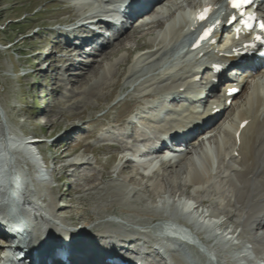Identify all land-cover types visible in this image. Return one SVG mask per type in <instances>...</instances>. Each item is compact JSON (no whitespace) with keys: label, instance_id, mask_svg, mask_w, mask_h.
Segmentation results:
<instances>
[{"label":"rangeland","instance_id":"1","mask_svg":"<svg viewBox=\"0 0 264 264\" xmlns=\"http://www.w3.org/2000/svg\"><path fill=\"white\" fill-rule=\"evenodd\" d=\"M202 1L176 0L171 14L142 20L158 19L163 25L143 29L148 24L139 23L97 55L71 56L67 49L74 50L73 54L77 49L67 43L81 33L77 28L83 18L100 12L92 0H0V128L7 132V136L0 133V151L20 143L13 154L14 165L28 170L34 178L35 173H43L45 179L36 177L33 182L36 199L45 201L49 211L55 205L62 209L57 213L64 226L83 228L87 233L77 237L83 245H95L91 237L100 242L96 231L102 228L119 230L135 239L139 230L148 231L152 224L166 222L180 231L198 232L206 245L204 235L210 236L214 246L221 245L217 261L233 264L235 244L246 237L252 242L264 239L255 231L247 234L230 218L229 192L222 196L220 189H198L188 182L186 169L174 165H161L147 177L136 165L122 160L118 149L108 146L121 133L119 126L130 110L150 103L148 94H153L154 101L158 98L157 91L164 85L161 79L168 73L165 60L173 45L165 34L172 14L188 11ZM141 50H148L147 54L138 57ZM113 51L117 53L106 58L105 54ZM91 66L97 68L96 75H92ZM262 81L264 70L252 85ZM248 97L246 88L216 125L214 134L236 118ZM40 100L45 109L39 106ZM175 107L178 110L181 106ZM32 137L41 141L33 146L42 157L38 172L20 151L27 148L21 139ZM135 140L132 137L116 143L135 147ZM46 158L49 162L44 166ZM223 183L221 189L228 190V184ZM134 250L136 244L125 252ZM190 253L196 258L194 264H199L201 255ZM154 255L149 250L146 260Z\"/></svg>","mask_w":264,"mask_h":264},{"label":"bare ground","instance_id":"2","mask_svg":"<svg viewBox=\"0 0 264 264\" xmlns=\"http://www.w3.org/2000/svg\"><path fill=\"white\" fill-rule=\"evenodd\" d=\"M159 9H161L164 12L169 11V8L164 10L163 7L158 6L154 8L152 10L153 11L152 14L148 16L150 17L155 16L157 12L159 13ZM160 22L161 21H159L158 19L152 20L151 22L148 23V26L152 24H157L158 26L163 25V24H160ZM134 27L135 25L132 27V29H134ZM171 35H173L172 40L178 41L183 36V33L178 31L174 34L171 33ZM73 52L74 50L70 48L67 49V53L69 55L71 53L73 54ZM116 53L117 51H113L112 53L105 54V56L106 58L111 57L113 54H116ZM68 65H70V63ZM76 69H79L81 71L84 68L82 66H77ZM259 71L260 70H258V72ZM258 72H254L253 76H256ZM96 74H97V68L94 66L92 67V75H96ZM178 88L179 87L176 86V89ZM172 89L173 88H167L165 90L171 91ZM263 92H264V81L261 83H258L257 86L254 87L250 99L245 103V109H243L240 112L237 119L227 124L224 127V129L222 131H219L217 134H214L215 129H213L214 127H216V125L213 128L210 127L211 129H209V132H207V134L209 135V136L207 135L208 136L207 138L209 139L210 143L213 142L216 145V149H217L216 155L220 158L222 157L229 158V162L227 164L224 163V161L217 162L218 168L216 170L217 173L215 175H213L212 173L213 162H211L209 158L207 159V156L205 157L206 160L204 159L202 143L199 141L198 144H196L195 143L196 140L193 141V143L191 144L192 146L191 148L187 147L186 151L178 154L177 156L174 155L172 160H164L163 162H160V160H156L155 162H150V163L146 162L144 165L148 166V171L147 172L143 171L142 174L147 177L152 176L156 172L154 170L159 167L158 165L160 166L161 165H174L175 167H179L181 169L185 168L186 173H187V178L189 180L188 182L193 183V185H195L198 189L203 188L205 190L204 188L205 186L211 187L213 189L215 188L218 190L220 189L221 190L220 193L222 196L227 195V192H229L230 197H229L228 203L231 209L228 214L231 219H233L239 225H242L247 230H250L252 222L255 221V215L256 214L262 215L263 217L261 219V222L258 224V226L260 227V230L263 231L264 230V114H263L264 100H263ZM152 97L153 96L150 94L146 95V99H151ZM41 105H44V103L41 102ZM260 117L262 118L260 119ZM246 119L250 120V123L242 131L241 136H240V143L238 144V138L236 137V133L240 130V123ZM2 132L5 136H7V134L5 133L6 131L1 130L0 128V133ZM21 141L25 145L27 144V148L24 147L23 150L18 149V151L19 150L21 151L22 157H24L25 159L27 158V161L31 165L33 164L36 165L34 166L37 169V172L40 171L41 170L40 161L42 157L40 155V151L39 150L35 151L33 146L41 143V141H39L36 137L35 138L32 137L31 140L21 139ZM18 144L20 143H14L15 146ZM12 147H9L8 151L6 152L0 151V167H1V170H0V204L6 203L10 207L15 208L16 201L19 200L18 203H22L24 204L23 206L28 207V210H27L28 212L25 216L31 217V216L39 215L40 217L44 218L43 216L44 214L49 220L54 221V222H60L58 213L63 212L62 209L59 210L58 206L55 205L52 208V211H49L48 208L44 205L45 201L41 203L39 200L36 199V191L33 188V182L36 181V179L38 178L45 179V177L43 176V173H35V178H34L31 175V173H28V170H25L23 167L19 168L18 172L12 171L14 170V168H16V166L14 165L15 160L13 158V154L15 151H17V146L13 148ZM235 152L238 153V156L235 155ZM32 158L34 159L31 160ZM197 159L199 161L202 160L205 162L204 164L205 167H203L201 170L195 164V161ZM42 162H43V165L46 166L48 164L47 162H49V159L46 158L42 160ZM221 169H223L225 173H219ZM27 176H28V179H27ZM223 182H225V185L228 184L227 186L228 190L221 189L222 185H224ZM20 185L24 188L26 187L27 188L25 190H22L19 187ZM30 187L32 188V190L30 189ZM28 189H30V191H27ZM14 197H16L17 199H15ZM37 202H39L40 205H38ZM41 205L45 206V208H43ZM215 217L219 218V216H216V215ZM213 224L217 225L218 223L216 222ZM240 228L242 227L240 226ZM0 230L1 231L3 230L1 225H0ZM241 234H244V232ZM66 236L70 237L71 234L66 233ZM48 238H50V235H48ZM80 240L76 239V241L74 240L75 242L71 244L73 248L78 250L76 252H73L72 254L77 253V252H82V253L84 252L83 254L88 255L91 252L90 248H95L97 246V245L91 246V245H88L87 243L86 245L78 247L77 242H79ZM106 243L107 242L99 245V248L100 247L105 248ZM100 250L101 249H97V252H100ZM0 252L2 251L0 250ZM41 255L42 254L39 253V256ZM79 259L76 257L73 260V264L77 263L78 261H80L81 263H84L83 260L81 261ZM228 260H230L229 257H228ZM176 262L177 264H183L179 260H176ZM54 264H56V262ZM91 264H96V263L93 262Z\"/></svg>","mask_w":264,"mask_h":264},{"label":"snow or ice","instance_id":"3","mask_svg":"<svg viewBox=\"0 0 264 264\" xmlns=\"http://www.w3.org/2000/svg\"><path fill=\"white\" fill-rule=\"evenodd\" d=\"M134 2H135V0H129L128 7H131ZM250 2H251V0H229V3L231 4V6L233 8H239L242 4H249ZM207 11H209V10L206 9L205 12H207ZM198 19L203 20L204 16L201 15L198 17ZM250 19H252V17H250ZM260 28L262 31H264V23H261ZM212 31H213L212 28L207 29L206 32L204 33V36H202L201 39H205L208 36H210ZM256 39H260V37H256Z\"/></svg>","mask_w":264,"mask_h":264}]
</instances>
